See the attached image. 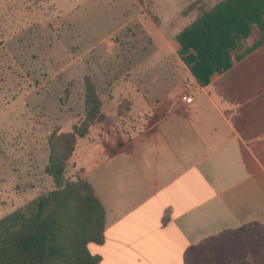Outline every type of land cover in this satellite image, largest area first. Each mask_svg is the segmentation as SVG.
Wrapping results in <instances>:
<instances>
[{
	"label": "crops",
	"instance_id": "obj_1",
	"mask_svg": "<svg viewBox=\"0 0 264 264\" xmlns=\"http://www.w3.org/2000/svg\"><path fill=\"white\" fill-rule=\"evenodd\" d=\"M241 68L201 88L183 64L192 104L181 87L157 99L162 90L135 80L108 85L110 103L132 110L99 117L69 161L106 210L104 241L89 245L100 264H185L208 239L264 224V72ZM131 118L148 127L127 140L120 123Z\"/></svg>",
	"mask_w": 264,
	"mask_h": 264
},
{
	"label": "rangeland",
	"instance_id": "obj_2",
	"mask_svg": "<svg viewBox=\"0 0 264 264\" xmlns=\"http://www.w3.org/2000/svg\"><path fill=\"white\" fill-rule=\"evenodd\" d=\"M195 1L0 0V240L27 225L41 200L79 179L61 160L75 127L86 123L83 139H91L103 114L132 110L123 98L110 103L108 85L135 80L162 90L157 99L180 87L182 101L195 95L192 82L179 78L176 42L195 19L182 16ZM244 63L242 76L264 72V48ZM89 109L96 114L90 121ZM147 127L141 119L120 123L127 140ZM241 235L208 243H220L213 249L223 253L225 243H246L252 233ZM192 257V264L203 259Z\"/></svg>",
	"mask_w": 264,
	"mask_h": 264
},
{
	"label": "trees",
	"instance_id": "obj_3",
	"mask_svg": "<svg viewBox=\"0 0 264 264\" xmlns=\"http://www.w3.org/2000/svg\"><path fill=\"white\" fill-rule=\"evenodd\" d=\"M195 19L176 36L178 56L201 88L215 76L223 75L243 64L264 48V0H197L183 12ZM91 106L95 105L92 98ZM96 118L89 109L87 120ZM87 124L74 128L64 138L67 151L62 162L68 163L77 139L86 136ZM64 172L60 167L58 175ZM106 210L86 179L67 183L39 202L36 215L27 224L0 240V264H100L89 251L92 243L104 241ZM252 235L246 243H225L223 253L213 249L210 241L242 234ZM206 251V253H205ZM200 253V264H264V224L253 223L238 230L226 231L191 248L186 263L192 264L193 253Z\"/></svg>",
	"mask_w": 264,
	"mask_h": 264
},
{
	"label": "built area",
	"instance_id": "obj_4",
	"mask_svg": "<svg viewBox=\"0 0 264 264\" xmlns=\"http://www.w3.org/2000/svg\"><path fill=\"white\" fill-rule=\"evenodd\" d=\"M194 95L192 94V95H185L184 97H183V101L185 102V103H187V104H192L193 102H194Z\"/></svg>",
	"mask_w": 264,
	"mask_h": 264
}]
</instances>
